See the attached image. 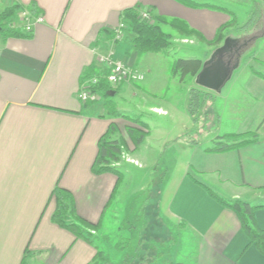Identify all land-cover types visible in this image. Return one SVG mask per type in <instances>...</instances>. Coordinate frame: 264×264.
I'll return each mask as SVG.
<instances>
[{
	"label": "crops",
	"instance_id": "0c3cea01",
	"mask_svg": "<svg viewBox=\"0 0 264 264\" xmlns=\"http://www.w3.org/2000/svg\"><path fill=\"white\" fill-rule=\"evenodd\" d=\"M193 1L211 7H191L181 0L15 1L25 9L36 7L45 22L27 38L4 39L0 34V264H23L25 258L26 264H94L101 252L95 241L91 244L53 223L56 204L51 195L57 186L68 190L78 215L103 228L118 178L93 172L99 141L114 123V137L124 138L133 150L127 128L139 126L105 117L98 104H83L78 94L85 78L106 73L102 58L126 61L146 80V56L151 53L138 54L128 31L120 42L112 34L123 12L136 6L168 21L181 20L207 41L236 19L219 46L170 33L184 45H205V55H210L194 59L202 62L198 76L205 71L207 84H200L197 76L185 85L182 110L151 101L158 94L141 90L140 84L119 89L139 96L146 104L141 109L158 118L184 119L182 127L160 128L157 136L148 127L145 141L132 153H140L149 140L159 144L153 146L157 151L169 150L158 204L145 208L139 245L149 240L150 247L140 254L139 264H264L237 214L207 191L264 206V76L256 73L264 75L257 70V63L264 64V18L250 28L239 26L238 17L247 14L241 7L256 0H231L232 13L220 6L224 0ZM8 7L0 3V15ZM9 24L15 29L25 25L19 12ZM193 89L217 103L219 121L204 144L185 137L193 122L188 112ZM227 118L230 130L222 127ZM244 133H255L257 140L223 153L208 152L219 137ZM131 159L139 169L146 165L142 155ZM255 220L264 230V209L255 212ZM164 243L166 248L160 249Z\"/></svg>",
	"mask_w": 264,
	"mask_h": 264
},
{
	"label": "rangeland",
	"instance_id": "374dc122",
	"mask_svg": "<svg viewBox=\"0 0 264 264\" xmlns=\"http://www.w3.org/2000/svg\"><path fill=\"white\" fill-rule=\"evenodd\" d=\"M223 2L220 5L222 8L227 9L230 13L235 10L231 0H224ZM248 3L241 7L247 14L238 17L242 22L239 21L241 23H239V26L245 25V28L254 26L255 23L260 22L264 18L262 17V14H264V12L262 13L264 3H261L258 7L253 2ZM161 28L167 34L179 35L169 25H161ZM171 41L172 47L167 52L151 53L146 56L148 59L147 69L144 71L146 80L138 84H140L141 90L146 88V90L158 94V97L153 98L151 101L158 102L167 106V108L176 106L182 110L185 105L186 86L176 77H174L175 79L170 78L172 77L170 73L172 65L179 59H207L210 55H205L207 47L203 44L198 47H192L184 45L180 41H175V39H171ZM247 55L248 53H245L244 57L247 58ZM257 70L264 73V64L257 63ZM137 89L140 90L139 88ZM100 94L103 99L94 104H98L101 107L99 109L105 117L112 119L125 118L131 120L134 124H137L136 120H139V123L145 122L147 126L141 128L143 133H147L149 127L153 136H157L160 128L167 130L173 127H182L184 124V119L180 116L176 119H172L171 116L169 118H158L145 110L143 111L141 106L144 108L146 104L140 101L141 98L139 96L137 98L127 96L121 90L117 91L114 97L105 96L104 91H101ZM216 106L217 103L212 97H209L202 108L193 106L196 114L193 118L195 122L190 125L191 129L185 134L186 138L196 139L204 144L206 135L216 127L215 123L218 119ZM226 107L224 103L221 104L222 111L225 112ZM231 126L227 118L222 127L230 130ZM140 127L142 126L139 124V129ZM153 143L149 140L146 146L142 147L140 153L134 155L132 153H124L121 157V162L116 164L124 174V180L119 193L115 197L114 204L107 212L103 228L100 225L99 230L92 231L91 234L93 241L100 248L101 253L109 261V264H139L140 254L143 255L149 250V240L144 241V245H139V234L142 225L146 222L145 208L150 210L158 204L157 188L162 184L164 171L168 168L167 164L169 162V150L157 151L153 146L159 144L155 143L153 145ZM131 146L133 145L131 144ZM130 150L132 151V147H130ZM131 155L132 158H139L142 155L146 165L144 167L142 165L141 169H139V163H131ZM158 160L159 165L156 164ZM166 246L167 244L164 243L160 249L166 248Z\"/></svg>",
	"mask_w": 264,
	"mask_h": 264
},
{
	"label": "trees",
	"instance_id": "16d2710c",
	"mask_svg": "<svg viewBox=\"0 0 264 264\" xmlns=\"http://www.w3.org/2000/svg\"><path fill=\"white\" fill-rule=\"evenodd\" d=\"M191 7H211L210 5H202L193 0H181ZM264 3V0H256V6H260ZM263 5V4H262ZM24 9L21 5L10 4L9 7L0 15V34L4 39L9 37H30L25 33L19 31V29L13 28L9 23L15 17V15ZM32 14H36V7L27 8ZM147 9L141 6L127 9L123 12L121 23L126 25L127 31L134 35L132 40L134 50L140 54L149 53H162L167 52L172 47L171 35L165 33L161 25H169L175 30L181 37L186 39H196L197 41L208 45V46H219L225 39V32L236 25V19L228 23L219 29L216 38L213 41H207L204 36L196 30L191 29L185 22L181 20H171L156 17L153 13L148 10L152 17L153 22L149 20H143L141 13ZM264 9L262 10V13ZM257 24V23H255ZM115 36V31L112 32ZM202 62L200 60H186L179 59L171 67V75L176 77L182 84L186 85L191 83L199 74L201 70ZM256 72V71H255ZM260 76V72H256ZM105 72L97 73L101 80L98 87L99 91H104L105 96L108 97V92L113 91L105 81ZM117 92V91H115ZM209 99L208 94H204L198 90H191L190 101L188 112L193 119L195 117V111L193 106L202 108L206 101ZM196 107V108H197ZM216 120V125L218 124ZM137 125L140 127H129L127 128V134L131 139L134 150H130L127 141L121 137H114L118 132L116 124L112 123L109 130L99 141V151L93 165V172L95 174L113 173L117 176V185L113 192L112 203L119 191L120 186L124 180V174L119 170L116 164L121 162V157L124 153H134L139 150L140 146L145 141L148 133H143V129L147 124L136 120ZM193 122L195 120L193 119ZM257 140L255 133H244V134H231L223 137H219L211 149L208 152L212 153H223L233 149H237L246 145H249ZM210 196L216 200L223 207L235 212L240 220L241 226L247 236L249 237L251 244H254L259 252L264 255V230L260 229L255 220V212L260 209H264V206H254L251 203L244 202L241 200H227L218 196L215 192L207 189ZM51 199H54L56 204L55 212L52 216V221L59 227L68 230L77 238L83 239L91 244H94L92 239V231H98L100 224L91 223L82 217H80L76 211L75 201L73 195L66 189L57 186L52 195ZM119 247V245H118ZM109 264V261L104 255L99 252L95 259L94 264ZM26 264V258L23 261ZM175 264V263H174Z\"/></svg>",
	"mask_w": 264,
	"mask_h": 264
},
{
	"label": "built area",
	"instance_id": "2783aa9c",
	"mask_svg": "<svg viewBox=\"0 0 264 264\" xmlns=\"http://www.w3.org/2000/svg\"><path fill=\"white\" fill-rule=\"evenodd\" d=\"M16 0H0V3L13 4ZM19 16L24 21L25 25L19 29L21 32L28 36L33 35L34 27L37 24L45 22L42 15L32 14L28 9H22L19 12ZM143 20H149L153 22V17L148 10H144L141 13ZM115 31V41L120 42L125 38L127 32L126 25L121 23ZM101 63L106 65L105 81L113 91H119V89L125 84H138L145 80L143 74L139 70L135 69L126 61L117 60L111 57L102 58ZM101 80L98 76L87 77L83 80L81 88L78 94L79 100L83 104H94L100 102L103 97L100 94L101 91L97 90Z\"/></svg>",
	"mask_w": 264,
	"mask_h": 264
},
{
	"label": "water",
	"instance_id": "95a60500",
	"mask_svg": "<svg viewBox=\"0 0 264 264\" xmlns=\"http://www.w3.org/2000/svg\"><path fill=\"white\" fill-rule=\"evenodd\" d=\"M207 73L205 72V71H203L199 76H198V82L200 83V84H202V85H206L207 83V80H206V78H207ZM116 95V92L115 91H110V92H108V96H110V97H114Z\"/></svg>",
	"mask_w": 264,
	"mask_h": 264
}]
</instances>
